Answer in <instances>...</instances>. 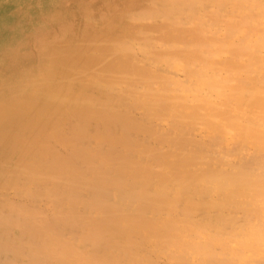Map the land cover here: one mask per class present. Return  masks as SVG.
Instances as JSON below:
<instances>
[{
  "label": "clouds",
  "instance_id": "obj_1",
  "mask_svg": "<svg viewBox=\"0 0 264 264\" xmlns=\"http://www.w3.org/2000/svg\"><path fill=\"white\" fill-rule=\"evenodd\" d=\"M185 10L258 34L264 67V0H0V264H264V128L249 140L186 105L178 85L207 61ZM131 124L185 145L161 146L164 210L139 230L118 194Z\"/></svg>",
  "mask_w": 264,
  "mask_h": 264
},
{
  "label": "bare ground",
  "instance_id": "obj_2",
  "mask_svg": "<svg viewBox=\"0 0 264 264\" xmlns=\"http://www.w3.org/2000/svg\"><path fill=\"white\" fill-rule=\"evenodd\" d=\"M172 19L181 30H200L205 34L201 40L190 42L198 56L207 61L194 69L202 74L201 80L194 86L177 88L186 105L205 124H223L230 134L243 133L249 140L258 138L264 128V67L259 35L240 36V26L222 12L201 15L199 10L191 14L185 10ZM188 25H193V29H188ZM170 26L165 21L153 26L160 33L157 40L162 47L171 43L165 32ZM225 28L229 34L222 36ZM171 135V129L145 135L137 125L129 126L134 147L124 163L118 194L128 205L134 230L152 225L156 217L151 213L158 216L164 210L163 198L152 194L153 182L163 173L151 166L158 160L161 146L168 153H179L184 148L182 141L169 139Z\"/></svg>",
  "mask_w": 264,
  "mask_h": 264
},
{
  "label": "rangeland",
  "instance_id": "obj_3",
  "mask_svg": "<svg viewBox=\"0 0 264 264\" xmlns=\"http://www.w3.org/2000/svg\"><path fill=\"white\" fill-rule=\"evenodd\" d=\"M6 7V6H5ZM4 7L3 11L5 13L9 12L11 10V6H7L6 8Z\"/></svg>",
  "mask_w": 264,
  "mask_h": 264
}]
</instances>
